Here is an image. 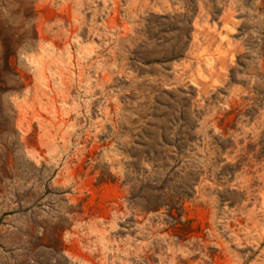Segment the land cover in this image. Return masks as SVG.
<instances>
[{
  "label": "rangeland",
  "instance_id": "1",
  "mask_svg": "<svg viewBox=\"0 0 264 264\" xmlns=\"http://www.w3.org/2000/svg\"><path fill=\"white\" fill-rule=\"evenodd\" d=\"M0 264H264V0H0Z\"/></svg>",
  "mask_w": 264,
  "mask_h": 264
},
{
  "label": "trees",
  "instance_id": "2",
  "mask_svg": "<svg viewBox=\"0 0 264 264\" xmlns=\"http://www.w3.org/2000/svg\"><path fill=\"white\" fill-rule=\"evenodd\" d=\"M155 210H156V208H155Z\"/></svg>",
  "mask_w": 264,
  "mask_h": 264
}]
</instances>
